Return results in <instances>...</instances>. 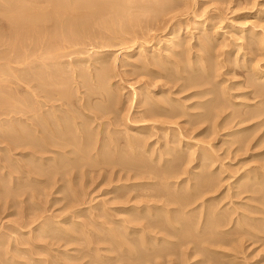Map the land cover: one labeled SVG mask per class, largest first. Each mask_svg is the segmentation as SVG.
<instances>
[{
    "label": "rangeland",
    "instance_id": "obj_1",
    "mask_svg": "<svg viewBox=\"0 0 264 264\" xmlns=\"http://www.w3.org/2000/svg\"><path fill=\"white\" fill-rule=\"evenodd\" d=\"M123 1L126 3L125 4V3L121 2V4H122L121 6H123V7L125 6L123 9L126 8L125 10H127V9H131L133 7L131 9V11L127 10L131 16L128 13H126L127 11L123 13L122 11H124V10H122V7H121L120 9L122 10L121 11L122 15L120 14L119 11L117 12L120 16L117 15V13L116 14L113 13L114 14L113 15L111 12H109L108 17L110 16V20H113L112 21L113 23H112L111 21L109 22L108 17H107L108 19L105 17V15L107 16V14H108V12H105L103 15V18H104V20L107 19L106 22H109L108 24H110V25H108L107 27H105L106 29H104V25L102 26L99 23V25H100L99 26L97 23L96 25H94V27H92L91 33L85 34L86 36L83 35L82 37H80L78 39L79 41L76 40L74 42L69 43L72 45L67 44L69 46L65 47L66 49H64V52H65L64 55L69 56V57L67 58L64 56L65 59H63V60H65L66 63L65 62L64 63L68 67L66 65H65L66 67L63 66L64 63L62 62L63 63L62 68H63V70L65 68H67V69H65V71H66L65 74L68 73V76H71L70 74L72 73L71 72L72 70L70 71V68H72V67H73L72 68L73 70L77 69V70H79L80 73L82 72V70H84L82 72V75L84 76V78H82V79L81 78L80 79L75 78L74 79V80L81 81L82 85L81 84L78 85L77 82H79V81H77V82L75 81L73 83L74 80L69 81V79H68V81H69L68 84L71 86H67L68 84H66V86L68 87L67 89H70L69 87H72L70 89L71 90L70 93H71V96L73 94L74 95H73L72 99L70 98V103H72V102L75 103V104L72 103L73 105L71 104V106L75 105L72 109L76 112H78V107L76 106V102L77 101L80 102V99H82V97L84 95L87 96V94H89V92H90V90H87V87L86 88L84 87V86H86L85 84H88V87L91 90L95 89V85H94L95 80L91 81L90 76L93 74L96 75L103 68H107L106 69L107 71H105V72L107 73L106 79L108 80L107 81L108 86L106 85L107 88L105 87V89L108 90L110 93L111 92L113 93V95L111 93L112 98L110 96L109 97L107 96L108 100H105V99H107L106 97L104 99L96 97L92 100V103L94 105L99 104L101 106L108 107L109 110L112 109V111H109V113H106V117L111 118L113 121L118 119V120H116V124H118V121L121 124V125L119 124L120 126L116 125V124L113 126H110L111 131L116 130L118 128L117 129L118 133H116V134L114 133V134L117 138L118 137L119 138L117 139V141H115L113 143V145L110 144V142L108 143V141H110V139L106 138V140H104V142L106 141V143H108L107 146L110 149L108 151V148H107V151L109 152L110 155L113 152L112 156L114 155L116 157V159L119 158L120 160L121 159L125 160L129 155V159L127 158L128 159L127 162H129V163L134 162V160H136V159H134L136 156L131 154L132 153L131 150L130 149L128 150V146H127V144H125V141H127L126 140L127 132H128V134H133L135 132L133 129H131L132 125L139 126V127H142L144 125L145 126L150 125V127L151 126L154 127L156 125L157 127L155 126V129L152 130L150 133H148V136H146V137H150V139H151V140H148V143H149L150 147H152L151 151H152V149H154V153L150 154L151 151L148 154L145 153V155L147 157L149 155H151V156L148 157L149 158L148 160L146 157H144V158H146V160L148 162H150L151 161L150 158H155L156 156H158L159 150H157V149H160V147L163 145L164 140H162V139H164L163 137H165V133H168L169 135L172 133L170 131L163 133L164 131L159 129L158 126H160V122H162L163 119L160 120V118H159L160 122H159L158 118H156V120L153 121L156 123L158 122L157 124H159V125H157L156 123H153L152 121H149V122L142 121L141 122V121H138L139 115L137 114L138 109L139 110L142 109L141 107H139L140 106L138 104L139 100L142 98V96H146V95L150 94L149 92H151V91L153 92V94L155 93V96H157L156 94H158L161 90H167L168 88H170L171 91L169 89L168 90H169L172 98L178 99V100H180V102L183 100L184 103H186V105H191L192 102L196 103V101L198 102L199 100H200V102H202L203 100L205 101L206 99L209 101L212 99V96H214L213 99H215V97H216L215 95L217 94L216 91H218V95L220 96L219 99L225 101L224 98L222 97V94H223V92H226V93L229 92L230 95L229 94H227V95L229 97L231 96L230 100L233 98L232 102H235L234 104H237V105L240 104L241 105L242 103L243 104H247V103L249 104L250 103L252 105V107H245L243 105H241V106L239 105L238 107L236 105V107H235V105H230L229 101H228L229 103L226 102L225 103L226 106H227V104H228V106L230 105V107L227 106L228 107V110L226 111L227 114L225 113L224 115H222L218 118L215 117V119H217L216 123H215L214 118H209V119H206V122L203 124V126L201 125V129H205L207 127L210 129V131L216 126V124L222 122V120H224L223 118L226 115H228L230 113L232 114V112L234 114V113H236V110H238L236 114H239V112L241 113V115L246 114V115H243L244 119L245 118L248 119L250 116H247V114L250 111H252L253 109H255L254 107L260 108L259 105L261 107H262V104L264 105V99L263 98H260V97L257 98L256 96L253 97L254 96L253 95L254 89L251 88L249 86V83H248L250 81V79H256L257 80L256 76H258L259 72H264V43H263L264 42V0H156L157 1L156 3H155V0H139V1L138 0H132L134 2L133 5H128L131 2V1L129 2V0H123ZM139 2H141V3L139 4ZM150 2H151V4L153 2V4H154V6L152 4L153 7L151 6V4H149ZM137 3H138V5H136ZM147 3L153 9H151L147 5ZM135 5L137 7H135ZM130 6H132V7H130ZM140 7H141V9L143 8V10H142L143 12L142 11L138 12V9ZM147 7H149V8H147ZM154 8L155 9L158 8L157 11L154 10ZM147 9H149V10L151 9V11L149 12ZM146 10H147V12H146ZM132 13H134V15ZM138 13H139V15L137 16V20H138L137 21V20H135V17ZM110 14L112 15V17ZM126 14H128L129 16H127ZM115 15H117V16H115ZM120 17H122V18H120ZM128 19H130V21H128ZM133 19H134V22H131ZM119 20H121V21H119ZM119 23H121V24L124 23L125 26L122 27V25ZM111 24L115 25L114 26L115 28L112 29L113 31L109 28V27L113 28L112 27L113 25H111ZM7 25L8 24H7L6 20L3 18L2 14L0 13V36L3 35L0 38V41L1 40L3 41V39L5 38L4 36H6V35L8 36V34H9V28ZM95 26H97V27L95 28ZM101 27H102V29H101ZM3 32H6V33L8 32V34L3 33ZM253 33H255L254 37L252 36ZM7 36L4 39V43L2 41L0 42L1 43L0 44V57H1V59H2L3 53H4V55L5 54L9 55L6 57L11 56V54H10L11 49L9 46H11V48L13 46L10 43L8 46V41L6 40ZM260 39H262L261 42H260ZM6 44H7V46H6ZM7 47H9V48H7ZM206 48L209 51H207ZM6 50H7V53H6ZM8 50H9V53H8ZM153 50L155 53H149L150 51H153ZM61 52H63V50H61ZM66 52L67 53L69 52V53L66 55ZM140 52H142V53H140ZM150 56H153V57H150ZM198 56L203 58L202 59L203 61H208V60L213 61V64L214 65L216 64L215 67L218 70V72L216 69H214L216 71L213 73V75H211L213 78L212 80H211V76H210V78L204 76V78L205 77L206 78L205 79L203 78V81H205V80L206 81H205V85H203L202 87L200 86L201 88L199 86H198L199 89L196 87L194 88L192 86L193 84L190 85L191 87L189 88L188 85H185V84H187V81L184 79V75H185V78L188 77L192 73L193 69H195V70L198 69L199 73L202 72L201 68H203V67H201L202 66V65H200L201 63L198 61H197L198 63L193 62L195 59L197 60ZM36 57H35V61L37 60L39 62L38 63L36 61L38 63L37 66H39V64L42 61L40 62V57H39V60L37 59L38 57L37 58ZM48 57H50V56H46L47 59H51ZM154 57H156V58H154ZM160 57H161V59H165L167 61V67H166V65H165L166 68L162 67V68H164V70H162L161 67H157V66L147 67L144 64L145 62H143V61H146L148 59L149 60H155V59L157 60V59H160ZM208 57H210V58H208ZM33 59H34V57H31L30 60L28 59L29 64L32 63L31 61ZM69 60H70V62H69ZM28 61H26L27 62L26 64H28ZM46 61H47V63L50 62L49 60H46ZM100 61H103L105 64L103 62H100ZM166 61H165V63H166ZM172 61H174V62H172ZM180 61H181V63H180ZM52 62L53 61H51L50 63H52ZM83 62H85L84 63L85 66H83L84 65ZM190 62H191V65H190ZM2 63H4V64H2ZM34 63L35 62L33 60V64ZM69 63L72 67L70 65H68ZM71 63H73V64H71ZM186 63L188 65V67H187ZM196 64L198 66H196ZM202 64H203V62H202ZM0 65H1L0 66L1 68L3 65H6L5 59H3L2 62L0 60ZM15 65H17V64H15ZM15 65L14 64L12 65L14 67V69H13L14 71H12V70H11L12 72L4 71L5 74L10 75V76H12L14 74H16L18 76H23L24 71H16L15 70L16 68H20L18 66H20L22 64L16 66V68H15ZM73 65L76 68H74ZM77 65H78V67H77ZM89 65L90 66L93 65V67H89ZM94 65H96L97 68H95ZM22 66H21V68H22ZM143 66H145V67H143ZM191 66L193 68H191ZM182 67L185 68L186 70H183ZM197 67H199V68H197ZM256 67H257V69H256ZM38 68H34V71L36 70V72H34L33 69L31 70V72L32 71H33V73L41 72L42 68L41 69L40 68L38 69ZM91 68H92V70H91ZM99 68H100V70H99ZM104 70L105 69H103V71ZM189 70L191 71V73H187V72H190ZM180 71L182 72L181 74H180ZM15 72H17V73H15ZM147 72L149 75L147 74ZM216 72H217V74H216ZM19 74H21V75H19ZM86 74H87V76H86ZM89 74H91V75H89ZM254 74H255V77H254ZM64 76L66 77L67 75H64ZM71 77H73V75ZM252 77H254V78H252ZM71 79H73V78H71ZM170 79H171V81H170ZM150 80L154 81V82L151 81L152 83L149 84L151 86L148 85V83H150ZM165 81L167 82V85H166ZM207 81L208 82L211 81V82L208 83ZM71 82H72V84H70ZM17 83L18 82H16L15 84L11 83L10 85L9 84H3V86L5 85L7 87L6 91L7 92L9 91L8 93L11 96H14L11 98V99H13V102L16 101V99L18 100L17 102H14V104L16 103L15 105H17V107H18L16 109L14 108L15 110H18L19 108L24 106L22 104H25L24 99L27 98L26 97L27 96L26 85H24V84L21 85L22 83L19 82L20 86H19V88H17L18 87V85H16ZM183 84L185 85V87ZM202 84H204V82ZM214 84H215V86H214ZM0 85L2 86V84H0ZM7 85H9L10 87ZM80 85H81V90H79ZM14 86H16V87L14 88ZM66 86H64V87L66 88ZM77 86H79L78 89H75V88H77ZM163 86L165 88H163ZM210 86L215 87V88H212V87L211 88L216 92V94H214L215 92H211L212 89L210 88ZM182 87H184V88H182ZM142 88H144V89H142ZM202 89L204 91H205V89L206 90L209 89L208 90L209 95L207 94L205 97L200 98V99H198L197 97L196 98L190 97L192 94H194L200 90L202 91ZM16 90H18V91H16ZM76 90H78V91H76ZM138 90H140V91H138ZM228 90H230V91H228ZM24 91H26V92H24ZM72 91L74 93H72ZM134 91H136V92H134ZM141 91H142V93L144 92L146 94L143 95L142 93H139ZM76 92H79V93H76ZM169 92L163 94L162 98H161V95L157 96V98H159V97H160L159 99H166V97H167V99L169 97L171 98V96H169ZM133 93H135V94L137 93V94L135 95ZM220 93H222V94H220ZM82 94H83V96H82ZM116 94H118V97ZM153 94H151V95L153 97H155ZM137 95L139 96L138 97L139 99H137ZM86 96H84V97H86ZM84 97H83V100H84ZM187 98L188 99L191 98L192 101L190 99H189L190 100L189 101ZM111 99L113 101H111ZM262 99H263V101H262ZM137 100H138V102H137ZM233 100H235V101H233ZM11 101H10V103L12 105L13 102H11ZM183 101H182V104H183ZM111 103H113V104H111ZM135 103L138 105L136 106ZM254 104H255V106H254ZM256 104H257V106H256ZM11 105L9 104L10 107H11ZM111 107H113V108H111ZM243 107H245V108H243ZM75 108H76V110H75ZM239 109H240V111H239ZM113 110H114V112H113ZM231 110H232V112H231ZM241 110H242V112H241ZM106 111L108 112V110H106ZM112 112L115 114L112 115L113 114ZM196 112H198L197 109H196L195 113ZM108 114H110L111 116L110 115L108 116ZM113 117H116V118L113 119ZM17 118H18V120H17ZM23 118H25V117L22 115V113H21V117H20V115L18 117V114H15V112L10 113L9 117H8V115H5V114H2V116H0V152H2L0 154L2 156L4 155V153H3L4 151H1V150H3V148L6 147V143L5 144L1 143V136L3 134L4 135H7V134L17 135L18 132L23 133L27 129L25 124H22V122H21L24 120ZM182 118H184V119H182ZM182 118L172 120V121L177 122L178 125H181V127H183V128L187 127L186 131H188L189 125L184 124L185 117H182ZM10 119H12V120H10ZM20 119H21V121H19ZM213 119H214V121H213ZM238 119L240 120V117H238L237 120H235L234 122L235 123L238 122ZM263 120H264V115H262V117H257V120H256V118L251 119V121L248 120L247 121L248 123L245 122L247 125L245 123H243L244 125L240 124L241 126L238 125L240 127L237 126L236 129H239L242 127L243 128L244 127L245 128L253 127L252 129H250L246 132H243V134L240 135L241 136L240 138H237V137L233 138V137H228V136L224 137V134L227 131H221L220 132L219 128H218L219 130L217 129L219 131L218 133H215V134L213 133L214 135H216V137L212 134V132H208L209 134L208 133L205 134L207 136H205V135L196 136L197 135L196 132L195 133H193L192 131L186 132L185 128L183 130V133H182L181 139H180L181 143L182 142L186 143L187 141H191L192 144H195L197 146V147H194V150H196V151L198 150V147L200 145H205L206 147L210 146L209 147V148H211L210 152L212 153V151H213L214 163L216 162L215 164H213L211 171L213 173L215 172L213 175L217 176V177L216 176L214 177V183H215L214 187H217L218 189L215 188L216 190H214V188H213V190L215 192L213 190H211L212 192H210V191H208V193L206 192L207 195L205 193V197H202L201 202L199 200V202H198V204H196V206H198L202 203L203 208H204V209L202 208L203 210H206L205 208L209 207L211 212H214L213 214H217L215 217H210V220H212L211 222H213L215 224V222L217 223V221H218V223H221L222 225L220 224V226H218L216 228L217 232H218V233L217 232L216 233L218 235H215V237H214L213 233H211L213 235V237L210 235H207V233H208V231H206L207 229L205 230L207 232L206 234H205V231H204V233L200 234V237H201V235H203V237L204 236L206 237V235H207L206 238L210 240L209 241L210 244H209V242L207 243L206 240H204V241H206L207 244L203 241H202L203 244H201V242H200V244L202 245V247L200 246L201 251L199 249H197V247L199 246L198 245L199 243L194 244V239L199 237V236H196V234L195 235L193 234L194 238H193V236H191L192 238L191 237L186 238V240H184L185 242L182 241L183 239L180 240L178 235L181 236L182 232H183L182 231L183 226L181 228V224L177 223L178 225L176 224V226L179 228L178 232H177V230L173 229V230H170L171 234H167L164 231H161V230L159 231V229H153V228H147L150 231V233L148 232L147 229H145L147 231V233H146L145 230L144 231L142 230V229H144L142 227L144 225L146 227H148L149 226L148 223L150 221L147 223V221H146L147 219H145V221H144V219H142V220L137 219V221L140 222V223H138L135 220H133V221L131 220L133 223H134V221L137 222L134 224L130 221V219H132V218L129 217V214H128L127 210H125V208H128L131 204L133 206L134 204H137L138 202L144 201V199H146V197L144 196V197H141L142 199L141 198L134 199V201L140 200L138 202L132 201V202H130V204H128V203L125 204V202H126L125 200L128 201L129 199L130 200L133 199V196L138 195L139 192H140V194L144 193L145 188L143 189L141 186H137L136 188H134L131 185L132 184L134 185L136 183L140 184L141 182L142 183L150 182L151 180L146 179V178L144 180V178H142V176H135L137 174L138 175L143 174L144 170H146L144 167L141 168L142 170H140V169L136 170V169H133L131 167V170H133V171H130V170H128L130 166L125 167V165H123V167H124L123 168L120 165H116V167H115V165L106 166V165H104V163H100L99 160L102 161L100 156H98V158L96 157L97 155L95 156L96 149L99 148V146H100L99 143L95 142L96 141L95 139H97V141H98V137L95 136L97 134L94 135V133L97 132V130H96L97 124L96 123L92 122L91 126L89 127L91 134L95 138L92 139L93 140L92 142L94 145V146H92V148L94 149V152L92 153V150L89 151V152H91L90 154H92L91 155L92 157L88 153V156L91 157L92 159L91 158H90L91 160L88 159L87 162H88V164L89 163L92 164L93 162H95V159L97 158L96 162L98 160V162H97L98 164L94 163V165L92 167L91 164L88 165L86 161H83L81 163L83 166L86 165L85 167L80 166L78 168L77 167L76 168H68L66 170V175L62 176L61 174H59L60 176L59 175L57 176L56 179L61 178V180L59 181L60 183L59 182L55 183L52 180L50 185L49 184L46 185V183L44 185L43 182H42L43 184L41 182H38V180L40 178L36 177L37 174H34L33 177H32L33 174H31V177H30L27 174H24L23 172L22 173L18 172L20 168H21L20 171L26 170L27 168H28L27 170H30V168L37 169L36 167L38 165L35 164L37 162H35V160H32V158H30V156L29 157L25 156L27 153H29V151H30L29 148H25V149L24 148H17L16 150L11 151L8 154V157L11 154V156L9 158H11V159L13 158L12 164H11V162L10 163L6 162V164H8L7 166H9L10 168L7 166H6L7 168H5L4 165H6V164L4 162L0 161V164L4 166L3 168H1L2 171L0 169V171L2 172V174L0 172V182H2L1 187H0V198H1L0 199V205H1L0 206V209H1L0 210V231H1L0 233H1V238L3 237L1 242H2V244L4 243L2 246H0V257H1L0 261L3 262L4 264H89V263L90 264L91 263L92 264H135V263L139 264L140 262H141V264H264V160H263L264 159V126H263L264 124H260V127H259V123H262V122L264 123ZM105 121H108V120H105ZM6 122L9 124H7ZM134 122H135V124H134ZM89 123H90V121H89ZM179 123H181V124H179ZM92 124H93V126H92ZM173 124H168V125L171 128L178 129L179 126L175 125V123H173ZM15 125H17V126L15 127ZM209 125H211V126L214 125V126L212 128ZM9 127H11V128H9ZM23 128L25 129L24 131H23ZM7 129H8V131H7ZM16 130H18V131H16ZM15 131H16V134H15ZM93 131H95V132H93ZM135 134H137V133H134V135ZM188 135H190V136L188 137ZM208 136H210V137H208ZM244 136L246 137V139L245 138L241 139ZM255 136H256V138H255ZM261 137L263 138L262 140L260 139ZM237 139H241L242 141L238 140L239 141L238 142ZM157 140H158V142H157ZM204 141H206V142H204ZM208 142H210V143L208 144ZM115 143H116L117 147H116ZM249 145H250V147H249ZM109 146H111L112 148L114 146L115 148H113V149L117 152L115 153V151ZM241 146H243L245 149L243 147L240 148ZM162 148H163V146H162ZM188 148H187V150H186V148H184L186 150L185 152L187 153V157H189L188 156L190 154L189 152H194V151H192L193 148H192V150H190L191 148L190 149H188ZM212 148L213 149L215 148V149L213 150ZM238 149H240V151ZM119 150H121L122 153L123 152L124 153L126 152V154H128V152L129 153L131 152V153L128 155L123 153L124 155L120 156V155H118V152H121ZM142 153H144V152H142ZM238 153H239V155H238ZM245 153H246V155H245ZM139 154H140V152H139ZM117 155H118V158H117ZM143 155H141V156H143ZM114 156H113V158L115 159ZM72 157H75V155L71 156V158ZM123 157H125V158L123 159ZM90 161H92V162H90ZM33 162H35V163H33ZM155 162L151 161L150 163L152 165H155ZM30 163H32L31 164L32 166L34 164L35 165L33 167H31ZM157 163L158 162H156V165H157ZM25 165L26 166L29 165V166L26 167ZM118 166H119V168H118ZM159 166H161V165H159ZM193 166L194 165L192 163L187 164V165L182 166V169L184 168V170H186V168H187V171H188V169H189V171H195V170H192ZM25 167H26V169H23ZM11 168H12V170H11ZM112 168H114V170ZM210 168H208V170H210ZM16 169H18V170H16ZM69 169L70 170L72 169V170L70 171ZM80 169H82V170H80ZM123 169H125V170H123ZM158 169H160V168L158 167ZM75 170H76V172H75ZM14 171H17V174ZM9 172L11 173L10 176L6 177V175H8ZM81 172H84V173H82L83 175L81 174ZM124 172H127V173L124 174ZM248 172H250V173H248ZM79 174H81L82 176ZM185 174L186 173H183V175L180 176L179 179L177 178V180L176 179L170 180V182H172V184L170 186L173 190L180 186L178 184L182 185L181 181H183L184 178L189 177L188 173L186 175ZM218 174H220L221 176H219ZM4 175L6 178L4 177ZM129 175L131 177H133V179L128 177ZM145 175H147V174H145ZM243 175L244 176L250 175L252 178L250 176H248L251 179L250 178L248 179L247 177H245V179H244ZM65 176H67L69 178H67ZM240 176L243 178H241ZM8 177H10V179ZM18 177H20L22 179H20ZM139 177H141V178H139ZM14 178H18V179H14ZM32 178H34V179H32ZM62 178H64L63 182H62V180H63ZM124 178H127V179H124ZM134 178L137 180H135ZM35 179H37V180H35ZM66 179H68L70 181L65 182ZM217 179H218V181H217ZM220 179L222 182L220 181ZM240 179H242V180L244 179V182L246 183V187L241 184V182H243V181L242 180L240 181ZM246 179H247V181L251 180L252 182L249 183L250 181L247 182V181H245ZM156 180L154 179L151 182H154ZM215 180L218 183L215 182ZM31 181H33V182H31ZM162 181L164 182V180H162ZM177 181H178V184L175 185V182H177ZM157 182H159V181H157ZM19 183H21V184H19ZM184 183H183V185L186 186V183L185 184ZM245 183H244V185H245ZM253 183H254V186H253ZM22 184L25 186L22 187ZM218 184L219 185L221 184V185L219 186ZM26 185L28 187H26ZM121 185L122 186L124 185V187H122ZM49 186H51V187H49ZM120 186H121V188H119L118 190L115 189L116 187H120ZM185 186L179 187V188L182 187L184 189V190L182 188H181V190L179 189L180 193L184 194V192L186 190ZM6 187L8 189H6ZM18 187H20V188L18 189ZM29 187H31V188H29ZM151 187L153 188V186H151ZM26 189H27V191H26ZM114 189L116 190V193L112 192V191H115ZM134 190H135V192H133ZM154 191L155 190H151L152 193H155ZM179 191H178L177 195L180 194ZM10 192H12V193H10ZM35 192H36V195L34 194ZM187 192L188 191L186 190L185 193L187 194ZM129 193H131L130 194L131 198H130V195H128L129 198L127 197V199H125L126 195ZM8 194H10V195H8ZM33 194L35 195L34 197H33ZM134 194H136V195H134ZM182 194H180V195H182ZM123 195L125 196L124 197L125 200H123V197H122ZM7 197H9V198H7ZM155 199H157V198H153L151 200L153 202L157 201ZM210 199H211V201H210ZM5 200H7V201H5ZM206 201H208V202L206 203ZM10 202H12V203L14 202L15 206H10L11 205ZM6 203H7V205H6ZM20 203H23V204H20ZM121 203H123V205H120ZM159 204H161V203H159ZM26 206H28V207H26ZM213 207H215V208H213ZM202 209L201 210L199 209L200 211H202L201 213H203ZM199 210H196V211L198 212ZM207 210H208V208H207ZM212 210H214V211H212ZM124 211H126V212H124ZM196 211H194L193 213L190 212L191 215L195 214L196 218L199 216L200 218L198 217V220L204 222V218H203L204 213L203 214L199 213L200 215H197L198 213ZM17 212H19V213H17ZM190 213H188V215H190ZM28 215H29V217H28L29 220H34L38 216L40 218V222L43 224L44 229L48 230L50 228L49 226L52 225L51 228L55 227V229H53L54 231H50V233L49 232H44V234L42 233L43 238H38L40 241H36V239H35V242H34V240L32 241V236L35 232H30L31 231L30 227H26V228L20 227V229H18V227L20 226V225H18V222H21V219L24 216L27 217ZM157 216H159V215H157ZM187 217H184V218H187ZM188 218L190 220V217H188ZM191 218H192V216H191ZM193 219H195L194 215H193ZM218 219H220L221 221ZM155 220H157V219H155ZM155 220H153V221H155ZM123 222H126V223H123ZM44 224H45V226H44ZM249 224H250V226H249ZM81 225L84 227H82ZM196 226L197 225H195L193 227L194 231H197V230H195V229H197ZM201 226H202V222L199 223L200 228H202ZM220 227H222V228H220ZM16 228L18 229L19 232L22 229L21 232H24V234H23L24 236L23 235L20 236L21 233L17 234L18 232L16 231L17 230ZM23 228H25V229L23 230ZM106 228H107V230H106ZM131 228H133V229L136 228L138 233L137 232L134 233L133 229H131ZM69 229H70V231H68ZM140 229L144 232V234H143V232L140 231ZM10 230H12V231H10ZM60 230L64 231V232L66 231V232L61 233ZM124 230H126V231L128 230V231L126 232ZM108 231H110V233ZM174 231L176 234L174 233ZM15 232H17V233H15ZM82 232H84V233H82ZM212 232H214V231H212ZM180 233H181V235H180ZM194 233H196V232H194ZM227 233H228V235H227ZM137 234H138V236H137ZM208 234H210V231ZM141 235H142V237H141ZM46 236H47V238H46ZM170 236H171V238H170ZM173 236H176V238L175 237L173 238ZM53 237L55 239L57 237L58 238L55 240V239H53ZM177 237H178V239H177ZM20 238H21V240H18ZM28 238L31 240V242H30V240L28 241ZM48 238H50V239H48ZM211 238H212V241L215 243H213L211 241ZM22 239H25L26 241L23 240V242L21 244L20 241H22ZM175 239H177V240H175ZM189 239H190V241H189ZM15 240H16V242H17V240H18V242H20L19 245L17 244V247L19 248L18 250L16 248V244L14 246ZM164 240L166 242H164ZM167 240H170L169 242H171V243L169 244V242ZM24 241H25V243H24ZM183 242H184V244H183ZM220 242H222L223 244ZM130 243H131V245H134V246H131ZM135 243H137V244H135ZM143 243H145V245H143ZM172 243H173V245H172ZM168 245H169V247H168ZM203 245L206 248V250L205 249L202 250V248H204ZM209 245H212V246H209ZM159 246H160V248H159ZM132 247H133V249H132ZM163 247H165V248H163ZM194 247L196 250L194 249ZM134 249H135V251H134ZM153 249H156V250H153ZM13 250H15V252ZM19 250L20 251L22 250V251L20 252ZM23 250H29V251H27L28 254H26ZM162 250H164V252ZM197 250H199V251H197ZM130 251H131V254H130ZM141 251H142V253H141ZM167 251H168V254L166 253ZM158 253H160V254H158ZM146 254L149 256L152 255L149 257L150 260L147 258ZM161 254H162V256H161ZM134 256H136V258ZM182 256L185 259H183ZM146 258L148 260H146ZM146 261H148V262H146ZM150 261H151V263H150ZM93 262H95V263H93Z\"/></svg>",
    "mask_w": 264,
    "mask_h": 264
},
{
    "label": "bare ground",
    "instance_id": "obj_2",
    "mask_svg": "<svg viewBox=\"0 0 264 264\" xmlns=\"http://www.w3.org/2000/svg\"><path fill=\"white\" fill-rule=\"evenodd\" d=\"M131 1V2H130ZM139 1V0H138ZM121 2H123V3H125L123 0H0V13L2 14V16H3V18L6 20V22H7V26H8V28H9V34H8V32L6 33V32H3V33H6V34H8V36H7V41H8V46H9V43L10 44H12V48H11V46H9L10 47V49H11V56L10 57H6V56H9V55H4V53L2 54L3 56H2V59H1V57H0V60H1V62H2V60L3 59H5V61H6V65H3L2 66V68L0 69V84H2V86L0 85V116H2V114H5V115H8V117H9V114L10 113H12V112H15V114H18V117H19V115H20V117H21V113H22V115L25 117V118H23L24 120L23 121H21V119L19 120V121H21L22 122V124H25V126H26V130L23 128V133H17V135H10V134H7V135H2L1 136V143H6V147H4L3 148V150H1V151H4L3 153H4V155L2 156L1 154V156H0V161H2V162H4L5 164H6V162H11V164H12V159L11 158H9L10 156H11V154H10V156L8 157V154L11 152V151H14V150H16L17 148H29L30 149V151H29V153H27L25 156H30V158H32V160H35V162H37V163H35V162H33V163H35L36 165H38L36 168L37 169H35V168H30V170H27L26 169V167L27 166H29V165H25L26 167L25 168H23V169H26V170H22V171H20L21 170V168L19 169V171L18 172H23L24 174H27L28 176H30L31 177V174H33L32 175V177L34 176V174H37L36 175V177H39L40 179L38 180V182H43L44 183V185H45V183H46V185L47 184H51V181L53 180V182H59L60 180H61V178L60 179H56L57 178V176L59 175V174H61L62 176L63 175H66V170L68 169V168H78V167H80V166H82V167H85V166H83L82 165V163L81 162H83V161H88V159H90L92 156V154H90L91 152H89V151H91L92 150V153L94 152V149L92 148V146H94L93 145V138H95V137H93V135L91 134V132H90V126H91V123L93 122V123H96L97 125H96V130H97V132H95V131H93V132H95L94 133V135L95 134H97V135H95V136H97L98 137V141H97V139H95L96 141L95 142H97V143H99L100 144V146H99V148H97L96 149V154H95V156L98 158V156H100V158L102 159V161L101 160H99L100 161V163H104V165H106V166H113V165H115V167H116V165H120V166H122L123 167V165H125V167L127 166H130L129 167V169L128 170H130V171H133V170H131V167L133 168V169H136V170H142L141 168H145L146 170H144V172H143V174L145 175V174H147V175H143V174H137V175H135V176H142V178H144V180H145V178L146 179H149V180H151V181H153L154 179L156 180V181H154V182H145V183H140V184H130L132 187H134V188H136L137 186H141L143 189H144V193H141L140 194V192H139V194L138 195H136V194H134V195H136V196H133V199H129L128 201L127 200H125V199H127V197L129 198V196L128 195H130L131 193H129V194H125L126 195V197L123 195L122 197H123V200H125L126 202H125V204L126 203H128V204H130V202H132V201H134V199H138V198H141V197H146V199H144V201H141V202H138V201H140V200H137V201H134V202H138L137 204H134L133 206H132V204L128 207V208H125V210H127V212H128V214H129V217H131L132 219H130V221L132 220H135V221H137V219H144V221H145V219H147L146 221H147V223H148V227H146L145 225L142 227V228H144V229H142L143 231L145 230V229H147V228H153V229H159V231L161 230V231H164V232H166L167 234H171V232H170V230H173V229H175V230H177V232H178V227L176 226V224L178 223V224H181V228H182V226H183V232H182V235H181V233H180V235L182 236H179L178 235V237L180 238V240L181 239H183L182 241H184V240H186V238H190L191 236H193V234L195 235L196 234V236H199L198 238H196V239H194V244H198L199 246V248L197 247V249H199L200 251H201V247H202V245L201 244H203V242H205L206 243V241H207V243L210 241L209 239H207L206 237H207V235H210V236H212L213 237V235H214V237H215V235H218L217 233V227L218 226H220V224L221 223H218V221H217V223L215 222V224L213 223V222H211L212 220H210V217H215L217 214H213L214 212H211V210H210V208L209 207H206L205 209L206 210H203L204 208H203V204L201 203H199L200 205H198V206H196V204H198V202H199V200H200V202H201V198L202 197H205V193L207 192L208 193V191H210V192H212L211 190H213V188H214V190H216L215 188H217V187H214V185H215V183H214V177L216 176V175H213L214 173L211 171V169H212V167H213V164H215L214 163V159H213V151H212V153L210 152V149L211 148H209V147H206L205 145H200L199 147H198V150L196 151V150H194V147H197L195 144H192L191 143V141H187L186 143H181V135H182V133H183V130H184V128H185V131H186V128L187 127H181V125H178V123L177 122H175V121H172V120H176V119H179V118H182V117H185V120H184V124H188L189 126H188V131L190 132V131H192L193 133H195L196 132V136H202V135H205V134H207L208 132H212V134L214 133H218L219 131L221 132V131H227L225 134H224V137L225 136H228V137H237V138H240L241 136V134H243V132H246V131H248V130H250V129H252L253 127H247V128H239V129H236L237 128V126L238 125H240V124H243V123H245V122H247L248 120L249 121H251V119H255L256 118V120H257V117H262V115H264V105L262 104V107L259 105V107L260 108H258V107H254L255 109H253L252 111H250L248 114H247V116H250L248 119L247 118H245L244 119V116L243 115H246V114H242L241 115V113L239 112V114H236L237 113V111L238 110H236V113H234L233 114V112H232V110H231V112H232V114L230 113V114H228V115H226L223 119L224 120H222V122H220V123H218V124H216V126L213 128V126H211V125H209V126H211L210 128L212 129L211 131H210V129L209 128H205V129H201V125L203 126V124L206 122V119H209V118H214L215 119V117H220V116H222V115H224L225 113L227 114V110H228V107H230V105H235V107H236V105L237 104H234L235 102H232V99L230 100V97L227 95V94H229L230 95V93L229 92H223V94L222 93H220V94H222V97L224 98V100L225 101H223V100H220L219 98H220V96L218 95V91H216L217 92V94H216V92L212 89V88H215L214 86H215V84H214V86H210V88L213 90H211V92H215L214 94H216L215 96V99H213L214 98V96H212V99L211 100H203L202 102H200V100L197 102L196 101V103H191V105H186V103H184V101H183V104H182V101L180 102V100H178V99H174V98H172V96L170 95V92H169V90H170V88H168L167 86V88L169 89H167V90H161L158 94H156L157 96H159V95H161V98H162V95L163 94H165V93H168L169 92V96H171V98L169 97L168 99H167V97H166V99H159V98H157V96H155V93L153 94V92L151 91V92H149L150 94H148V95H146V96H142V98L139 100V102H138V100H137V102H138V104L140 105L139 107H141L142 109L141 110H139L138 109V111H137V114L139 115V117H138V121H144V122H149V121H155L156 120V118H158V120H159V118H160V120L161 119H163L162 120V122H160V120H159V122H160V126H158L159 127V129L160 130H162V131H164L163 133H165V132H168V131H170L172 134H168V133H165V137H163L164 139H162V140H164V143H163V148H162V146L160 147V149H157V150H159V154H158V156H156L155 158H150L151 159V161L152 162H158L157 163V165H156V162H155V165H152L150 162H148L147 160L149 159L148 157L149 156H151V155H149L148 157L145 155V153L146 154H148L150 151H151V148L152 147H150V145H149V143H148V140H151L150 139V137H146V136H148V133H150L152 130H154L155 129V126L154 127H150V125H148V126H142V127H139V126H135V125H132L131 127V129H133L135 132L134 133H137V134H135L134 135V133L133 134H128V132H127V135H126V140L127 141H125V144H127V146H128V150L130 149L131 150V154L132 155H135L134 157V159H136V160H134V162H131V163H129V162H127L128 161V159H129V155L128 154H130L129 152H128V154H126V152L124 153V154H126V155H128V159L126 158L125 160H120L119 158H118V155H120V156H122V155H124L123 153H122V151L121 150H119V151H121V152H118V155H117V158L118 159H116V157H115V159L113 158V156H112V151L114 150L113 148H115L114 146H113V148L111 147V146H109V147H111L113 150L111 151L112 153H111V155L109 154V149L110 148H108V146H107V144L110 142V144H112L113 145V143L115 142V141H117V139L119 138H117L116 136H115V134L116 133H118V128L116 129V130H113V131H111L110 130V126H113V125H115L116 124V120H118V119H116V120H112L111 118H109V117H106V113H109V111H112V109L111 110H109V108L108 107H105V106H101V105H94L93 103H92V100L94 99V98H96V97H98V98H107V96L109 97H111L112 98V95H113V93H112V95H111V93L108 91V90H106L105 89V87L107 88V79H106V72L105 71H107L106 69L107 68H103V69H105L104 71H103V69L101 70V71H99V73H97L96 75H91V74H89V75H91L90 76V79H91V81H93V80H95V89L94 90H91L89 87H88V84H85L86 86H84L85 88L87 87V90H90V92H89V94H87V96L86 95H84V96H86V97H84L83 96V94H82V96L84 97V100H83V97H82V99H80V102H76V106L78 107V112H76V111H74L72 108L75 106H71V104L72 103H74V102H72V103H70V98L72 99V97H73V95L71 96V93H70V89L72 88V87H69L70 89H67L68 87L67 86H71V85H69L68 83H69V81H72V80H74L75 78H84V76L82 75V72L84 71V70H82V72L80 73L79 72V70H77V69H75V70H73L72 68V66L70 65V63L68 64V65H70L72 68H70V71L72 72L70 75L72 76L73 75V77H71V76H68V73L67 74H65V69H67V68H65L64 70H63V68H62V65H63V63L65 62V60H63V59H65L64 58V54H65V52H64V49H66L65 47L67 46H69V45H72V44H69V43H71V42H74V41H76V40H78L80 37H82L83 35H85V34H89V33H91V30H92V27H94V25H96L97 23H98V25H99V23L103 26L104 25V29H106L105 27H107L108 25H110V24H108L110 21L112 22L113 20H110V16L108 17V15H109V12H111L112 14L113 13H117L118 11L120 12V14L122 15V13H121V11L122 10H124V11H122L123 13L124 12H126L127 10H129V11H131V9L133 8L132 6H130V7H132L131 9H127V10H125V9H123L124 7L123 6H121L122 4H121ZM129 4L128 5H133L134 4V2L132 1V0H129ZM157 1L155 0V3H156ZM141 2H139V4H140ZM146 3V2H145ZM126 4V3H125ZM124 4V5H125ZM149 4H151V2L149 3ZM152 4H153V2H152ZM152 4H151V6H152ZM164 4V3H163ZM136 5H138V3L136 4ZM135 5V7H137ZM147 5H148V3H147ZM150 8H151V6L150 5H148ZM153 6H154V4H153ZM152 6V7H153ZM164 6V5H163ZM122 7V10L120 9ZM129 7V8H130ZM139 7V6H138ZM149 7H147V8H149ZM159 7V6H158ZM140 9V10H139ZM138 9V12L140 11H142L143 10V8L141 9V7ZM151 9H153V8H151ZM151 9L149 10V9H147L149 12L151 11ZM158 9V8H157ZM157 9H155L154 8V10H156L157 11ZM147 10H146V12H147ZM163 11V10H162ZM105 12H108V14H107V16L105 15V17L107 18H109V22H106V20L108 19H106V20H104V18H103V15H104V13ZM143 12V11H142ZM155 12V11H154ZM126 13H128V11L126 12ZM129 14V13H128ZM128 14H126L127 16H129ZM133 15H134V13H132ZM144 14V13H143ZM150 14V13H149ZM111 15V14H110ZM114 15V14H113ZM117 15H119L118 13H117ZM117 15H115V16H117ZM139 15V13L136 15V17H135V20H137V16ZM120 16V15H119ZM118 16V17H119ZM131 16V15H130ZM111 17H112V15H111ZM120 18H122V17H120ZM112 19V18H111ZM139 19V18H138ZM119 21H121V20H119ZM126 21V20H125ZM128 21H130V19H128ZM138 21V20H137ZM118 22V21H117ZM123 22V21H122ZM131 22H134V19L131 21ZM113 23V22H112ZM142 23V22H141ZM119 24H121V23H119ZM138 24V23H137ZM97 25V26H98ZM111 25H113V24H111ZM118 25V24H117ZM122 25V27H124L125 25H124V23L123 24H121ZM97 26H95V28L97 27ZM100 26V25H99ZM115 25H113L112 27L113 28H111V27H109L111 30L112 29H114L115 27H114ZM131 26V25H130ZM119 27V26H118ZM121 27V26H120ZM100 28V27H99ZM7 29V28H6ZM101 29H102V27H101ZM108 29V28H107ZM113 31V30H112ZM94 33V32H93ZM173 35V34H172ZM254 35H255V33H253V37H254ZM3 36V35H2ZM2 36H0V38L2 37ZM6 36H4L5 38H6ZM86 36V35H85ZM89 36V35H88ZM91 37V36H90ZM4 38V39H5ZM4 39H3V43H4ZM98 39V38H97ZM261 40L262 39H260V42H261ZM0 41V42H1ZM79 41V40H78ZM77 43V42H76ZM258 43V42H257ZM264 43V42H263ZM1 44V43H0ZM67 44H69V45H67ZM74 44V43H73ZM177 44V43H176ZM2 46V45H1ZM6 46H7V44H6ZM9 47H7V48H9ZM174 47V46H173ZM6 48V47H5ZM207 49V48H206ZM61 50H63V52H61ZM158 50V49H157ZM156 50V51H157ZM170 50V49H169ZM5 51V50H4ZM66 51V50H65ZM207 51H209L208 49H207ZM2 52V51H1ZM6 53H7V50H6ZM8 53H9V50H8ZM63 55H62V54ZM69 53V52H68ZM67 52H66V55L68 54ZM73 53V52H72ZM140 53H142V52H140ZM149 53H155L154 52V50L153 51H150ZM211 53V52H210ZM95 54V53H94ZM157 54V53H156ZM167 54V53H166ZM169 54V53H168ZM178 54V53H177ZM96 55V54H95ZM172 55V54H171ZM179 55V54H178ZM177 55V56H178ZM5 56V57H4ZM38 58H37V57ZM46 56H50V57H48V58H51V59H47L46 58ZM94 56V55H93ZM99 56V55H98ZM141 56V55H140ZM144 56V55H143ZM162 56V55H161ZM12 57V58H11ZM31 57H34V64H33V60L31 61L32 63H30L29 64V61H28V59L30 60V58ZM35 57L39 60V57H40V64H39V66H37V64L39 63L37 60V62L35 61ZM43 59H42V58ZM63 57V58H62ZM65 57H69V56H65ZM142 57V56H141ZM150 57H153V56H150ZM149 57V58H150ZM170 57V56H169ZM91 58V57H90ZM148 58V57H147ZM154 58H156V57H154ZM158 58V57H157ZM163 58V57H162ZM208 58H210V57H208ZM42 59V60H41ZM63 61H62V60ZM99 59V58H98ZM173 59V58H172ZM203 58H201V57H197V60L195 59L193 62H196V63H198V62H200L201 64L200 65H202L201 67H203V68H201L202 69V72L201 73H199V71H198V69L197 70H195V69H193V71H192V73H191V71L190 72H187V73H191L188 77H186L185 78V75H184V79L187 81V84H185V85H188V87L190 88L191 86L190 85H192L194 88L196 87V88H198V86L200 87H202L203 85H205V81H203V78H204V76H206V77H208V78H210V76L211 75H213V73L217 70L216 69V67H215V65L213 64V61H203L202 60ZM46 60H51V61H53L52 63H47V61ZM100 60V59H99ZM103 60V59H102ZM165 59H161V57H160V59H155V60H146V61H143V62H145L144 64L147 66V67H150V66H157V67H165V65H166V67H167V61H166V63H165V61H164ZM218 60V59H217ZM26 61H28V64H26L27 62ZM77 61V60H76ZM80 61V60H79ZM82 61V60H81ZM184 61V60H183ZM182 61V62H183ZM198 61V62H197ZM63 62V63H62ZM69 62H70V60H69ZM75 62V61H74ZM100 62H103V61H100ZM172 62H174V61H172ZM189 62V61H188ZM202 62H203V64H202ZM218 62V61H217ZM216 62V63H217ZM22 64V65H20V64ZM66 63V62H65ZM64 63V65L63 66H65L66 64ZM68 63V62H67ZM85 62H83V64H84ZM89 63V62H88ZM94 63V62H93ZM104 63V62H103ZM107 63V62H106ZM178 63V62H177ZM180 63H181V61H180ZM215 63V62H214ZM221 63V62H220ZM2 64H4V63H2ZM15 65V64H17V65H15V68H16V66H18V65H20V66H18V67H20L21 68V66H22V68L20 69V68H16L15 70L16 71H24V74H23V76H18V75H16V74H14V75H12V76H10V75H7V74H5V72L4 71H10V72H12V71H14L13 69H14V67L12 66V65ZM71 64H73V63H71ZM95 64V63H94ZM105 64V63H104ZM127 64V63H126ZM189 64V63H188ZM174 65V64H173ZM186 65H187V63H186ZM190 65H191V62H190ZM204 65V66H203ZM221 65V64H220ZM1 66V65H0ZM67 66V65H66ZM65 66V67H66ZM69 66V67H70ZM74 66V65H73ZM83 66H85V64L83 65ZM88 66V65H87ZM95 66V68H97V66L96 65H94ZM101 66V65H100ZM108 66V65H107ZM142 66V65H141ZM171 66V65H170ZM182 66V65H181ZM194 66V65H193ZM196 66H198L197 64H196ZM42 68V70H41V72H39V73H33V71H34V68ZM68 67V66H67ZM77 67H78V65H77ZM89 67H93V65L92 66H90L89 65ZM99 67V66H98ZM106 67V66H105ZM143 67H145V66H143ZM146 67V68H147ZM165 67V68H166ZM180 67V66H179ZM187 67H188V65H187ZM186 67V68H187ZM38 68V69H39ZM74 68H76L75 66H74ZM160 68V69H161ZM178 68V67H177ZM183 68V67H182ZM191 68H193L192 66H191ZM190 68V69H191ZM197 68H199V67H197ZM223 68V67H222ZM33 69V71L31 72V70ZM69 69V68H68ZM89 69V68H88ZM168 69V68H167ZM188 69V68H187ZM200 69V70H201ZM214 69H216V70H214ZM256 69H257V67H256ZM12 70V71H11ZM91 70H92V68H91ZM99 70H100V68H99ZM158 70V69H157ZM162 70H164V68H162ZM183 70H186L185 68H183ZM182 70V71H183ZM192 70V69H191ZM260 70V69H259ZM26 71V72H25ZM69 71V72H70ZM95 71V70H94ZM98 71V70H97ZM109 71V70H108ZM152 71V70H151ZM177 71V70H176ZM188 71V70H187ZM34 72H36V70L34 71ZM173 72V71H172ZM186 72V71H185ZM217 72H218V70H217ZM217 72H216V74H217ZM259 72V71H258ZM14 73V72H13ZM15 73H17V72H15ZM20 73V72H19ZM91 73V72H90ZM170 73V72H169ZM182 72L180 71V74H181ZM184 73V72H183ZM147 74H148V72H147ZM154 74V73H153ZM174 74V73H173ZM177 74V73H176ZM175 74V75H176ZM219 74V73H218ZM19 75H21V74H19ZM64 75H67L66 77L64 76ZM149 75V74H148ZM86 76H87V74H86ZM166 76V75H165ZM178 76V75H177ZM69 77V78H68ZM157 77V76H156ZM155 77V78H156ZM180 77V76H179ZM205 77V78H206ZM254 77H255V74H254ZM254 77H252V78H254ZM257 77V80L256 79H250V81L248 82L249 83V86L251 87V88H253L254 89V91H253V97H257V98H263L264 99V72H259L258 73V76H256ZM71 78H73V79H71ZM183 78V77H182ZM181 78V79H182ZM204 78V79H205ZM215 78V77H214ZM68 79H69V81H68ZM71 79V80H70ZM87 79V78H86ZM162 79V78H161ZM183 79V80H184ZM213 78H212V76H211V80H212ZM248 79V80H249ZM18 82L16 85H18V87L17 88H19V86H20V84H19V82L20 83H22L21 85H26V90H27V98L26 99H24V101H25V104H22V105H24V106H22L21 108H19L18 110H15L16 108H18L17 107V105H15L14 104V102H17L18 100L16 99V101H14L13 102V99H11L12 97H14V96H11L7 91H6V89H7V87L4 85L3 86V84H15L16 82ZM88 80V79H87ZM174 80V79H173ZM176 80V79H175ZM178 80V79H177ZM77 82V81H79V80H74L73 81V83L74 82ZM152 80H150V83H148V85L149 84H151L152 82H154V81H152ZM168 81V80H167ZM170 81H171V79H170ZM209 81V80H208ZM207 81V82H208ZM260 81V82H259ZM80 82V83H79ZM79 82H77L78 83V85L79 84H81V81H79ZM87 82V81H86ZM149 82V81H148ZM166 82V81H165ZM204 82V84H202ZM211 82V81H210ZM210 82H208V83H210ZM214 82V81H213ZM219 82V81H218ZM221 82V81H220ZM175 83V82H174ZM185 83V82H184ZM190 83V84H189ZM223 83V82H222ZM247 83V84H248ZM66 84H68L67 86H66ZM70 84H72V82L70 83ZM202 84V85H201ZM221 84V83H220ZM9 85H7V86H9ZM74 85V84H73ZM82 85V84H81ZM81 85H80V88H79V90H81ZM107 85V86H106ZM166 85H167V82H166ZM184 85V84H183ZM185 85H184V87H185ZM209 85V84H208ZM211 85V84H210ZM217 85V84H216ZM13 86V85H12ZM64 86H66V88L64 87ZM147 86V85H146ZM149 86H151V85H149ZM154 86V85H153ZM10 87V86H9ZM16 86H14V88H15ZM64 87V88H63ZM78 87L79 86H77V88H75V89H78ZM148 87V86H147ZM159 87V86H158ZM184 87H182V88H184ZM187 87V88H188ZM200 87V88H201ZM246 87V86H245ZM12 88V87H11ZM163 88H165L164 86H163ZM222 88V87H221ZM9 89V88H8ZM74 89V90H75ZM83 89V88H82ZM142 89H144V88H142ZM147 89V88H146ZM159 89V88H158ZM199 89V88H198ZM204 89V88H203ZM202 89V91L200 90V91H198V92H196V93H194V94H192L190 97L191 98H198V99H200V98H203V97H205L207 94L209 95V89H205V91ZM11 90V89H10ZM15 90V89H14ZM180 90V89H179ZM186 90V89H185ZM16 91H18V90H16ZM15 91V92H16ZM20 91V90H19ZM76 91H78V90H76ZM85 91V90H84ZM138 91H140V90H138ZM145 91V90H144ZM148 91V90H147ZM171 91V90H170ZM181 91V90H180ZM187 91V90H186ZM222 91V90H221ZM228 91H230V90H228ZM14 92V91H13ZM23 92V91H22ZM24 92H26V91H24ZM134 92H136V91H134ZM146 92V91H145ZM178 92V91H177ZM220 92V91H219ZM17 93V92H16ZM15 93V94H16ZM20 93V92H19ZM72 93H74L73 91H72ZM76 93H79V92H76ZM84 93V92H83ZM87 93V92H86ZM139 93H142V91L141 92H139ZM176 93V92H175ZM174 93V94H175ZM181 93V92H180ZM14 94V93H13ZM115 94V93H114ZM133 94H135V93H133ZM137 94V93H136ZM135 94V95H136ZM143 95H145L146 93H142ZM151 94H153L155 97H153ZM177 94V93H176ZM22 95V94H21ZM26 95V94H25ZM117 95V97H118V94H116ZM115 95V96H116ZM178 95V94H177ZM243 95V94H242ZM17 96V95H16ZM71 96V97H70ZM166 96V95H165ZM219 96V97H218ZM246 96V95H245ZM135 97V96H134ZM133 97V98H134ZM139 96L137 95V99H139L138 98ZM141 97V96H140ZM164 97V96H163ZM178 97V96H177ZM235 97V96H234ZM240 97V96H239ZM78 98V97H77ZM97 98V99H98ZM179 98V97H178ZM191 98H189L191 101H192V99ZM20 99V98H19ZM136 99V98H135ZM180 99V98H179ZM188 99V98H187ZM186 99V100H187ZM188 99V100H189ZM263 99H262V101H263ZM12 100V101H11ZM105 100H108V98L107 99H105ZM119 100V99H118ZM189 100V101H190ZM261 100V99H260ZM10 101L11 102H13L12 103V105H11V103H10ZM110 101V100H109ZM111 101H113L112 99H111ZM110 101V102H111ZM230 102V105L228 106V104H227V106L225 105V103L226 102ZM233 101H235V100H233ZM23 102V101H22ZM136 102V103H137ZM228 102V103H229ZM103 103V102H102ZM101 103V104H102ZM135 103V104H136ZM181 103V104H180ZM232 103V104H231ZM9 104L11 105V107L9 106ZM18 104V103H17ZM75 104V103H74ZM111 104H113V103H111ZM138 104H136V106L138 105ZM73 105V104H72ZM240 105V104H239ZM239 105H237V107L239 106ZM241 105H243V106H245V107H252V105L249 103H247V104H241ZM240 105V106H241ZM9 108H8V107ZM112 106V105H111ZM115 106V105H114ZM254 106H255V104H254ZM256 106H257V104H256ZM13 107V108H12ZM132 107V106H131ZM245 107H243V108H245ZM15 108V109H14ZM24 108V109H23ZM111 108H113V107H111ZM196 109L198 110V112H196L195 113V111H196ZM238 109V108H237ZM247 109V108H246ZM75 110H76V108H75ZM80 110V111H79ZM106 110H108V112L106 111ZM115 110V109H114ZM114 110H113V112H114ZM195 110V111H194ZM200 110V111H199ZM203 110V111H202ZM193 111V112H192ZM239 111H240V109H239ZM112 112V113H113ZM235 112V111H234ZM241 112H242V110H241ZM245 113V112H244ZM115 113H113L112 115H114ZM136 114V113H135ZM236 114V115H235ZM110 114H108V116H109ZM17 116V115H16ZM111 116V115H110ZM119 116V115H118ZM117 116V117H118ZM238 117H240V120L238 119V122H234L235 120H237V118ZM243 117V118H242ZM116 117H113V119H115ZM242 118V119H241ZM131 119V118H130ZM136 119V118H135ZM182 119H184V118H182ZM214 119H213V121H214ZM10 120H12V119H10ZM17 120H18V118H17ZM105 120H108V121H105ZM123 120V119H122ZM216 120L217 119H215V123H216ZM15 121V120H14ZM89 121H90V123H89ZM211 121V120H210ZM264 121V120H263ZM13 122V121H12ZM115 122V123H114ZM179 122V121H178ZM262 122V121H261ZM7 123V122H6ZM123 123V122H122ZM126 123V122H125ZM153 123H156V122H153ZM158 123V122H157ZM156 123V124H157ZM173 123H175V125H177V126H179L178 127V129H175V128H171L168 124H173ZM212 123V122H211ZM210 123V124H211ZM235 123V124H234ZM248 123V122H247ZM7 124H9V123H7ZM18 124V123H17ZM120 123H119V121H118V124H116V125H119ZM134 124H135V122H134ZM179 124H181V123H179ZM209 124V123H208ZM214 124V123H213ZM246 124V123H245ZM260 124H264L263 122L262 123H259V127H260ZM4 125V124H3ZM121 125V124H120ZM119 125V126H120ZM127 125V124H126ZM137 125V124H136ZM139 125V124H138ZM157 125H159V124H157ZM167 125V126H166ZM174 125V124H173ZM244 125V124H243ZM247 125V124H246ZM17 125H15V127H16ZM92 126H93V124H92ZM108 126V127H107ZM118 126V127H119ZM241 126V125H240ZM240 126H238V127H240ZM254 126V125H253ZM264 126V125H263ZM21 127V126H20ZM157 127V126H156ZM256 127V126H255ZM262 127V126H261ZM5 128V127H4ZM9 128H11V127H9ZM18 128V127H17ZM115 128V127H114ZM203 128V127H202ZM220 130H219V129ZM2 129V128H1ZM219 131H218V130ZM263 129V128H262ZM129 130V129H128ZM158 130V129H157ZM209 130V131H208ZM257 130V129H256ZM7 131H8V129H7ZM16 131H18V130H16ZM16 131H15V134H16ZM131 131V130H130ZM129 131V132H130ZM188 131H186V132H188ZM13 132V131H12ZM126 132V131H125ZM115 133V134H114ZM192 133V134H193ZM256 133V132H255ZM2 134V133H1ZM152 134V133H151ZM157 134V133H156ZM209 134V133H208ZM211 134V133H210ZM213 134V135H214ZM259 134V133H258ZM122 135V134H121ZM163 135V134H162ZM161 135V136H162ZM237 135V136H236ZM257 135V134H256ZM190 135H188V137H189ZM205 136H207V135H205ZM215 137H216V135H214ZM213 136V137H214ZM155 137V136H154ZM208 137H210V136H208ZM106 138H108V139H110V141H108V143H106V141L104 142V140H106ZM148 138V139H147ZM183 138V137H182ZM246 139V137L244 136L243 138H241V139ZM255 138H256V136H255ZM212 139V138H211ZM241 139H237V141L238 140H241ZM261 140L263 139L262 137L260 138ZM206 140V139H205ZM213 140V139H212ZM211 140V141H212ZM121 141V140H120ZM208 141V140H207ZM232 141V140H231ZM242 141V140H241ZM240 141V142H241ZM104 142V143H103ZM119 142V141H118ZM117 142V143H118ZM157 142H158V140H157ZM204 142H206V141H204ZM226 142V141H225ZM239 142V141H238ZM249 142V141H248ZM121 143V142H120ZM210 142H208V144H209ZM237 143V142H236ZM235 143V144H236ZM95 144V143H94ZM151 144V143H150ZM155 144V143H154ZM203 144V143H202ZM232 144V143H231ZM234 144V145H235ZM240 144V143H239ZM246 144V143H245ZM115 145H116V143H115ZM178 145V146H177ZM207 145V144H206ZM122 146V145H121ZM152 146V145H151ZM208 146V145H207ZM116 147H117V145H116ZM154 147V146H153ZM189 147V148H188ZM217 147V146H216ZM232 147V146H231ZM243 146H241L240 148H242ZM249 147H250V145H249ZM70 148V149H69ZM92 148V149H91ZM96 148V147H95ZM107 148H108V151H107ZM150 148V149H149ZM155 148V147H154ZM181 148V149H180ZM184 148H186V150H187V148L188 149H190V150H192V148H193V150L192 151H194V152H189L190 154L188 155L189 157H187V153L185 152L186 150L184 149ZM244 148V147H243ZM117 149V148H116ZM213 149V148H212ZM215 149V148H214ZM213 149V150H214ZM245 149V148H244ZM189 150V151H190ZM239 151H240V149H238ZM115 151V150H114ZM236 151V150H235ZM234 151V152H235ZM238 151V152H239ZM23 152V151H22ZM117 151H115V153H116ZM139 152H140V154H139ZM142 152H144V153H142ZM0 153H2V152H0ZM88 153L90 154V156L91 157H89L88 156ZM151 153H154V149H152V151L150 152V154ZM233 153V152H232ZM237 153V152H236ZM22 154V153H21ZM93 154V155H94ZM145 156H144V155ZM156 154V155H157ZM235 154V153H234ZM13 155V154H12ZM73 155H75V157H72L71 158V156H73ZM77 155V156H76ZM116 155V154H115ZM125 155V156H126ZM141 155H143V156H141ZM238 155H239V153H238ZM245 155H246V153H245ZM258 155V154H257ZM166 156V157H165ZM89 157V158H88ZM94 157V156H93ZM144 157H146L147 158V160H146V158H144ZM25 158V157H24ZM34 158V159H33ZM96 158V159H97ZM125 157H123V159H124ZM131 158V157H130ZM144 158V159H143ZM92 159V158H91ZM90 159V160H91ZM94 159V158H93ZM96 159H95V162H93L92 164L91 163H89V164H91V166L93 167V165H94V163L96 164L97 162H98V160H97V162H96ZM133 159V158H132ZM31 160V161H32ZM146 160V161H145ZM264 160V159H263ZM26 161V160H25ZM94 161V160H93ZM133 161V160H132ZM90 162H92V161H90ZM193 164L194 166L192 167V170H195V171H189V169H188V171H187V168H186V170H184V168L182 169V166H184V165H187V164ZM243 163V162H242ZM3 164V163H2ZM29 164V163H28ZM32 163H30V165H31ZM34 164V165H35ZM81 164V165H80ZM87 164H88V162H87ZM88 164V165H89ZM98 164V163H97ZM154 164V163H153ZM8 164H6V165H4L5 166V168H7V167H9V166H7ZM15 165V164H14ZM33 165V166H34ZM159 165H161V166H159ZM247 165V164H246ZM3 165H1L0 164V169L1 168H3L4 167ZM7 166V167H6ZM17 166V165H16ZM15 166V167H16ZM32 165H31V167H33ZM96 166V165H95ZM99 166V165H98ZM157 166V167H156ZM18 167V166H17ZM158 167L160 168V169H158ZM211 167V168H210ZM262 167V166H261ZM10 168V167H9ZM13 168V167H12ZM12 168H11V170H12ZM103 168V167H102ZM105 168V167H104ZM118 168H119V166H118ZM124 168V167H123ZM208 168H210V170H208ZM263 168V167H262ZM113 170H114V168H112ZM220 169V168H219ZM15 170V169H14ZM16 170H18V169H16ZM70 170V169H69ZM72 170V169H71ZM70 170V171H71ZM80 170H82V169H80ZM79 170V171H80ZM123 170H125V169H123ZM135 170V171H136ZM198 170V171H197ZM1 171H2V169H1ZM0 171V172H1ZM8 171V170H7ZM222 171V170H221ZM14 172H16V174H17V171H14ZM68 172V171H67ZM75 172H76V170H75ZM107 172V171H106ZM112 172V171H111ZM123 172V171H122ZM129 172V171H128ZM13 173V172H12ZM73 173V172H72ZM82 173H84V172H81V174ZM87 173V172H86ZM110 173V172H109ZM125 173H127V172H124V174ZM139 173V172H138ZM183 173H188V176L189 177H187V178H184L183 179V181H181L182 182V185L181 184H178V181L177 182H175V185L176 184H178V185H180V186H185V185H183V183L185 182L186 183V186H185V189L188 191L187 192V194L185 193L186 192V190H185V192H184V194H182V193H180V191H179V189L181 190V188H175L174 190L171 188V184H172V182H170V180L172 179V180H177V178L179 179L180 178V176H182L183 175ZM219 173V172H218ZM222 173V172H221ZM246 173V172H245ZM248 173H250V172H248ZM1 174H2V172H1ZM7 174V173H6ZM10 172L8 173V175H6V177L7 176H10ZM14 174V173H13ZM76 174V173H75ZM81 174H79V175H81ZM112 174V173H111ZM129 174V173H128ZM185 174V175H186ZM263 174V173H262ZM22 175V174H21ZM68 175V174H67ZM70 175V174H69ZM83 175V174H82ZM81 175V176H82ZM219 176H221L220 174H218ZM60 176V175H59ZM127 176V175H126ZM244 176V175H243ZM248 176H250V175H247V176H244V179H245V177H247L248 179L251 177H248ZM4 177H5V175H4ZM5 177V178H6ZM13 177V176H12ZM11 177V178H12ZM35 177V178H36ZM65 177H67V176H65ZM71 177V176H70ZM128 177H130V178H132L133 179V177H131L130 175L128 176ZM217 177V176H216ZM241 177V176H240ZM261 177V176H260ZM9 179H10V177H8ZM18 178H20V177H18ZM18 178H14V179H18ZM27 178V177H26ZM67 178H69V177H67ZM78 178V177H77ZM136 178V177H135ZM134 178V179H135ZM139 178H141V177H139ZM241 178H243V177H241ZM252 178V177H251ZM250 178V179H251ZM20 179H22V178H20ZM28 179V178H27ZM32 179H34V178H32ZM63 180H62V182L64 181V178H62ZM122 179V178H121ZM124 179H127V178H124ZM244 179L242 180V179H240V181L242 180L243 182H241V184L243 185V186H245L246 187V183L244 182ZM254 179V178H253ZM12 180V179H11ZM35 180H37V179H35ZM74 180V179H73ZM135 180H137V179H135ZM162 180H164V182L162 181ZM260 180V179H259ZM7 181V180H6ZM20 181V180H19ZM67 181H70V180H68V179H66V181L65 182H67ZM72 181V180H71ZM128 181V180H127ZM126 181V182H127ZM157 181H159V182H157ZM217 181H218V179H217ZM216 180H215V182H217ZM220 181H221V179H220ZM237 181V180H236ZM245 181H247V179L245 180ZM250 181V182H249ZM31 182H33V181H31ZM115 182V181H114ZM130 182V181H129ZM162 184H161V183ZM174 182V181H173ZM222 182V181H221ZM247 182H249V183H251L252 181L251 180H248ZM254 182V181H253ZM9 183V182H8ZM15 183V182H14ZM18 183V182H17ZM42 183V184H43ZM60 183V182H59ZM184 183V184H185ZM218 183V182H217ZM244 183H245V185H244ZM1 184H2V182H0V187H1ZM19 184H21V183H19ZM24 184V183H23ZM22 184V187L23 186H25V185H23ZM33 184V183H32ZM31 184V185H32ZM53 184V183H52ZM68 184V183H67ZM66 184V185H67ZM73 184V183H72ZM222 184V183H221ZM220 184V185H221ZM236 184V183H235ZM248 184V183H247ZM7 185V184H6ZM54 185V184H53ZM60 185V184H59ZM69 185V184H68ZM219 185V184H218ZM219 185V186H220ZM35 186V185H34ZM65 186V185H64ZM63 186V187H64ZM122 186V185H121ZM121 186L120 187H116L115 189L116 190H118L119 188H121ZM126 186V185H125ZM151 186H153V188L151 187ZM237 186V185H236ZM235 186V187H236ZM240 186V185H239ZM253 186H254V183H253ZM26 187H28L27 185H26ZM36 187V186H35ZM42 187V186H41ZM49 187H51V186H49ZM70 187V186H69ZM122 187H124V185L122 186ZM151 187V188H150ZM187 187V188H186ZM234 187V188H235ZM11 188V187H10ZM20 187H18V189H19ZM25 188V187H24ZM29 188H31V187H29ZM28 188V189H29ZM33 188V187H32ZM126 188V187H125ZM220 188V187H219ZM6 189H8L7 187H6ZM5 189V190H6ZM23 189V188H22ZM114 189V190H115ZM183 189V188H182ZM218 189V188H217ZM4 190V191H5ZM17 190V189H16ZM24 190V189H23ZM113 190V189H112ZM116 190L115 191H112V192H115L116 193ZM121 190V189H120ZM139 190V189H138ZM151 190H155L154 192L155 193H152L151 192ZM184 190V189H183ZM182 190V191H183ZM213 190V191H214ZM20 191V190H19ZM26 191H27V189H26ZM35 191V190H34ZM124 191V190H123ZM178 191H179V193L180 194H182V195H177V193H178ZM253 191V190H252ZM133 192H135V190L133 191ZM143 192V191H142ZM209 192V193H210ZM215 192V191H214ZM213 192V193H214ZM246 192V191H245ZM10 193H12V192H10ZM19 193V192H18ZM25 193V192H24ZM138 193V192H137ZM207 193H206V195H207ZM3 194V193H2ZM7 194V193H6ZM35 195H36V192L34 193ZM33 194V197L35 196ZM76 194V193H75ZM143 194V195H142ZM215 194V193H214ZM8 195H10V194H8ZM12 195V194H11ZM24 195V194H23ZM31 195V194H30ZM117 195V194H116ZM133 195V194H132ZM141 195V196H140ZM13 196V195H12ZM41 196V195H40ZM10 197V196H9ZM9 197H7V198H9ZM31 197V196H30ZM119 197V196H118ZM121 197V198H122ZM124 197H125V199H124ZM32 198V197H31ZM130 198H131V195H130ZM148 198V199H147ZM153 199V198H157V199H155V200H157V201H152L151 199ZM1 199V198H0ZM4 199V198H3ZM2 199V200H3ZM18 199V198H17ZM33 199V198H32ZM38 199V198H37ZM142 199V198H141ZM1 200V201H2ZM14 200V199H13ZM23 200V199H22ZM122 200V199H121ZM122 200V201H123ZM5 201H7V200H5ZM9 201V200H8ZM11 201V200H10ZM210 201H211V199H210ZM15 202V201H14ZM12 203V202H10L11 203V205L10 206H15V203ZM21 202V201H20ZM208 201H206V203H207ZM124 203V202H123ZM123 203H121L120 205H123ZM159 203H161V204H159ZM205 203V202H204ZM20 204H23V203H20ZM124 204V205H125ZM127 204V205H128ZM209 204V203H208ZM212 204V203H211ZM6 205H7V203H6ZM36 205V204H35ZM206 205V204H205ZM1 206V205H0ZM39 206V205H38ZM126 206V205H125ZM208 206V205H207ZM4 207V206H3ZM26 207H28V206H26ZM127 207V206H126ZM20 208V207H19ZM190 208V209H189ZM203 208V209H202ZM207 208H208V210H207ZM213 208H215V207H213ZM11 209V208H10ZM118 209V208H117ZM120 209V208H119ZM124 209V208H123ZM203 210V213H204V222L203 221H199L198 220V217L196 218V216H195V214H193L194 215V217H195V219H193V215H191V213L190 212H194V211H196V210ZM1 210V209H0ZM19 210V209H18ZM25 210V209H24ZM28 210V209H27ZM199 210V211H200ZM9 211V210H8ZM195 212L197 215H200V214H203V213H201L202 211H200V212ZM212 211H214V210H212ZM218 211V210H217ZM20 212V211H19ZM19 212H17V213H19ZM122 212V211H121ZM120 212V213H121ZM124 212H126V211H124ZM219 212V211H218ZM21 213V212H20ZM24 213V212H23ZM105 213V212H104ZM188 213H190V215L192 216V218H191V216L190 215H188ZM200 213V214H199ZM12 214V213H11ZM118 214V213H117ZM123 214V213H122ZM126 214V213H125ZM230 214V213H229ZM19 215V214H18ZM33 215V214H32ZM31 215V216H32ZM127 215V214H126ZM157 215H159V216H157ZM36 216V215H35ZM34 216V217H35ZM128 216V215H127ZM190 217V220H189V218L188 217ZM224 216V215H223ZM222 216V217H223ZM23 217V216H22ZM28 217H29V215L26 217V216H24L22 219H21V222H18V225H20L19 227H18V229H20V227L22 228V227H30V232H35L34 234H33V236H32V241L34 240V242H35V239H36V241H40L38 238H43V234H44V232H49L50 233V231H54L53 229H55V227L54 228H51L52 227V225L51 226H49L50 228V230L48 229H44L43 228V224L40 222V218L38 217H36L34 220H29L28 219ZM107 217V216H106ZM135 217V218H134ZM184 217H187V218H184ZM221 217V218H222ZM108 218V217H107ZM200 218V217H199ZM218 218V217H217ZM220 218V217H219ZM231 218V217H230ZM251 218V217H250ZM128 219V218H127ZM155 219H157V220H155ZM252 219V218H251ZM153 220H155V221H153ZM214 220V219H213ZM218 220H220V219H218ZM226 220V219H225ZM230 220V219H229ZM46 221V220H45ZM125 221V220H124ZM131 221V222H132ZM134 221V223H137V222H135ZM221 221V220H220ZM223 221V220H222ZM240 221V220H239ZM16 222V221H15ZM14 222V223H15ZM130 222V223H131ZM202 222V228H200L199 227V223H201ZM236 222V221H235ZM17 223V222H16ZM123 223H126V222H123ZM133 223V222H132ZM133 223V224H134ZM138 223H140V222H138ZM223 223V222H222ZM177 224V225H178ZM224 224V223H223ZM80 225V224H79ZM195 225H197L196 226V228L197 229H195V230H197V231H194L193 229V227ZM201 225V224H200ZM222 225V224H221ZM241 225V224H240ZM44 226H45V224H44ZM76 226V225H75ZM82 226V225H81ZM249 226H250V224H249ZM48 227V226H47ZM82 227H84V226H82ZM119 227V226H118ZM25 228H23V230L25 229ZM75 228V227H74ZM170 228V229H169ZM172 228V229H171ZM220 228H222V227H220ZM17 229V228H16ZM18 229L16 230L17 232H15V233H17V234H20L21 233V235L20 236H22L23 234H24V232H21V230H20V232L18 231ZM60 229V228H59ZM68 229V228H67ZM71 229V228H70ZM70 229L68 230V231H70ZM84 229V228H83ZM86 229V228H85ZM129 229V228H128ZM131 229H133V228H131ZM130 229V230H131ZM140 229V231L141 232H143L142 230ZM207 229V230H206ZM210 229V230H209ZM244 229V228H243ZM62 230V229H61ZM60 230V231H61ZM65 230V229H64ZM75 230V229H74ZM82 230V229H81ZM87 230V229H86ZM106 230H107V228H106ZM148 230V229H147ZM208 231V233H209V231H210V234H208L206 231ZM10 231H12V230H10ZM78 231V230H77ZM89 231V230H88ZM124 231H126V230H124ZM128 231V230H127ZM126 231V232H127ZM204 231H205V234L207 233V235H206V237L204 236L203 237V235H201V237H200V234H202V233H204ZM212 231H214V232H212ZM1 232V231H0ZM62 232H64V231H61V233ZM66 232V231H65ZM64 232V233H65ZM73 232V231H72ZM81 232V231H80ZM85 232V231H84ZM84 232H82V233H84ZM109 233H110V231H108ZM116 232V231H115ZM133 232L134 233H136L137 232V229L135 228V229H133ZM140 232V233H141ZM145 232L147 233V231L145 230ZM148 232L150 233V231L148 230ZM194 232H196V233H194ZM217 232V233H216ZM12 233V232H11ZM14 233V234H15ZM29 233V232H28ZM43 233V234H42ZM60 233V234H61ZM106 233V232H105ZM112 233V232H111ZM118 233V232H117ZM138 233V232H137ZM155 233V232H154ZM157 233V232H156ZM174 233H175V231H174ZM211 233H213V235L211 234ZM215 233V234H214ZM48 234V233H47ZM57 234V233H56ZM128 234V233H127ZM143 234H144V232H143ZM173 234V233H172ZM176 234V233H175ZM13 235V234H12ZM26 235V234H25ZM106 235V234H105ZM129 235V234H128ZM227 235H228V233H227ZM8 236V235H7ZM24 236V235H23ZM45 236V235H44ZM50 236V235H49ZM54 236V235H53ZM137 236H138V234H137ZM151 236V235H150ZM209 236V237H210ZM220 236V235H219ZM56 237V236H55ZM72 237V236H71ZM141 237H142V235H141ZM176 238V236H173V238ZM178 237H177V239H178ZM45 238V237H44ZM46 238H47V236H46ZM58 238V237H57ZM56 238V239H57ZM60 238V237H59ZM76 238V237H75ZM95 238V237H94ZM170 238H171V236H170ZM185 238V239H184ZM192 238V237H191ZM193 238H194V236H193ZM2 239H3V237L1 238V233H0V246H2L3 244H2ZM17 239V238H16ZM38 239V240H37ZM48 239H50V238H48ZM53 239H55L54 237H53ZM55 239V240H56ZM124 239V238H123ZM144 239V238H143ZM177 239H175V240H177ZM221 239V238H220ZM18 240H21V238L20 239H18ZM18 240H17V242H16V240H15V242H14V246H15V244H16V248H17V250L19 249L18 247H17V244L19 245V243L21 242V244H22V242H23V240H25V239H22V241H20V242H18ZM30 239L28 238V241H29ZM93 240V239H92ZM108 240V239H107ZM131 240V239H130ZM146 240V239H145ZM144 240V241H145ZM153 240V239H152ZM192 240V239H191ZM204 240H206V241H204ZM225 240V239H224ZM26 241V240H25ZM25 241H24V243H25ZM27 241V242H28ZM52 241V240H51ZM58 241V240H57ZM76 241V240H75ZM133 241V240H132ZM138 241V240H137ZM155 241V240H154ZM168 242L170 241V240H167ZM189 241H190V239H189ZM203 241V242H202ZM211 241H212V238H211ZM30 242H31V240H30ZM29 242V243H30ZM60 242V241H59ZM89 242V241H88ZM157 242V241H156ZM164 242H166L165 240H164ZM185 242V241H184ZM184 242H183V244H184ZM200 242H201V244H200ZM213 242V241H212ZM211 242V243H212ZM219 242V241H218ZM231 242V241H230ZM23 243V244H24ZM90 243V242H89ZM95 243V242H94ZM121 243V242H120ZM123 243V242H122ZM133 243V242H132ZM171 242H169V244H170ZM206 243V244H207ZM213 243H215V242H213ZM212 243V244H213ZM220 243H222V242H220ZM38 244V243H37ZM53 244V243H52ZM55 244V243H54ZM91 244V243H90ZM125 244V243H124ZM135 244H137V243H135ZM176 244V243H175ZM209 244H210V242H209ZM223 244V243H222ZM36 245V244H35ZM122 245V244H121ZM127 245V244H126ZM130 245H131V243H130ZM143 245H145V243H143ZM142 245V246H143ZM172 245H173V243H172ZM179 245V244H178ZM205 245V244H204ZM204 245H203V247H204ZM219 245V244H218ZM40 246V245H39ZM43 246V245H42ZM131 246H134V245H131ZM140 246V245H139ZM151 246V245H150ZM165 246V245H164ZM167 246V245H166ZM195 246V245H194ZM201 246V247H200ZM209 246H212V245H209ZM128 247V246H127ZM168 247H169V245H168ZM15 248V247H14ZM35 248V247H34ZM41 248V247H40ZM130 248V247H129ZM159 248H160V246H159ZM163 248H165V247H163ZM171 248V247H170ZM176 248V247H175ZM182 248V247H181ZM193 248V247H192ZM44 249V248H43ZM42 249V250H43ZM119 249V248H118ZM132 249H133V247H132ZM140 249V248H139ZM151 249V248H150ZM194 249H195V247H194ZM206 250V248L204 247V248H202V250ZM16 250V251H17ZM122 250V249H121ZM138 250V249H137ZM153 250H156V249H153ZM161 250V249H160ZM176 250V249H175ZM196 250V249H195ZM199 250H197V251H199ZM3 251V250H2ZM14 252H15V250H13ZM20 251V250H19ZM22 251V250H21ZM20 251V252H21ZM26 254H28V252L27 251H29V250H23ZM125 251V250H124ZM134 251H135V249H134ZM146 251V250H145ZM149 251V250H148ZM158 251V250H157ZM163 252H164V250H162ZM161 251V252H162ZM166 251V250H165ZM6 252V251H5ZM8 252V251H7ZM10 252V251H9ZM32 252V251H31ZM39 252V251H38ZM127 252V251H126ZM129 252V251H128ZM160 252V251H159ZM203 252V251H202ZM11 253V252H10ZM30 253V252H29ZM121 253V252H120ZM141 253H142V251H141ZM147 253V252H146ZM157 253V252H156ZM167 254H168V251L166 252ZM198 253V252H197ZM6 254V253H5ZM9 254V253H8ZM15 254V253H14ZM25 254V255H26ZM35 254V253H34ZM125 254V253H124ZM130 254H131V251H130ZM158 254H160V253H158ZM177 254V253H176ZM181 254V253H180ZM179 254V255H180ZM201 254V253H200ZM205 254V253H204ZM203 254V255H204ZM2 255V254H1ZM31 255V254H30ZM123 255V254H122ZM129 255V254H128ZM145 255V254H144ZM147 255V254H146ZM155 255V254H154ZM174 255V254H173ZM183 255V254H182ZM5 256V255H4ZM7 256V255H6ZM140 256V255H139ZM150 256H152V255H150ZM149 255H147V258L149 259V257H150ZM161 256H162V254H161ZM209 256V255H208ZM135 258H136V256H134ZM142 257V256H141ZM140 257V258H141ZM154 257V256H153ZM164 257V256H163ZM162 257V258H163ZM183 257V256H182ZM1 258V257H0ZM145 258V257H144ZM146 258V260H148ZM160 258V257H159ZM130 259V258H129ZM154 259V258H153ZM156 259V258H155ZM182 259V258H181ZM180 259V260H181ZM183 259H185L184 257H183ZM12 260V259H11ZM150 260V259H149ZM179 260V259H178ZM16 261V260H15ZM92 261V260H91ZM17 262V261H16ZM96 262V261H95ZM95 262H93V263H95ZM146 262H148V261H146ZM156 262V261H155ZM182 262V261H181ZM184 262V261H183ZM150 263H151V261H150ZM179 263V262H178ZM0 264H4L3 262H1L0 261ZM90 264V263H89ZM92 264V263H91ZM136 264V263H135ZM139 264H141V262L139 263Z\"/></svg>",
    "mask_w": 264,
    "mask_h": 264
}]
</instances>
